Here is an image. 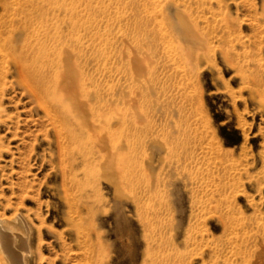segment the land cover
<instances>
[{"label": "rangeland", "instance_id": "374dc122", "mask_svg": "<svg viewBox=\"0 0 264 264\" xmlns=\"http://www.w3.org/2000/svg\"><path fill=\"white\" fill-rule=\"evenodd\" d=\"M79 17L97 112L73 140L10 56L0 78V215L30 226L26 264H264V0H0V40L55 24L40 44L71 49Z\"/></svg>", "mask_w": 264, "mask_h": 264}, {"label": "bare ground", "instance_id": "6f19581e", "mask_svg": "<svg viewBox=\"0 0 264 264\" xmlns=\"http://www.w3.org/2000/svg\"><path fill=\"white\" fill-rule=\"evenodd\" d=\"M68 21L71 26L68 35L72 37L77 34L78 26H81L84 20L79 17L69 18ZM32 30L34 32L32 42L26 38L27 40L23 41L22 46L15 51L7 44L8 42H4L5 38L0 40V78L5 73L3 67L8 61L7 57L10 56L21 84L35 103L42 107L53 122L61 125V133L65 138L69 137L73 140L75 138L74 127L76 124H80L78 119L83 120V118L90 117L93 121L97 112V106L87 102L85 65L82 60L87 47L83 45L82 38L72 37L75 47H71V49L65 45L56 47V44L53 45L55 48L51 50V41L63 37L60 30L56 29V25L35 24ZM41 39L51 41L44 47L40 44ZM90 40L93 43L92 47L95 45L97 47L95 30L90 32ZM82 97H85L84 101H82ZM80 101L86 104L84 112L80 109ZM108 146H110L109 143ZM119 159V162H115V169L118 171L119 180L122 183L127 181L128 176L127 153L120 154ZM29 227L26 219L20 214H16L12 218L0 215L1 259L6 260L9 264L27 263ZM159 243L158 240L157 246L160 245Z\"/></svg>", "mask_w": 264, "mask_h": 264}]
</instances>
